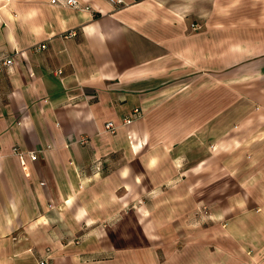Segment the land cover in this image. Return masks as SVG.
Returning <instances> with one entry per match:
<instances>
[{
    "label": "crops",
    "instance_id": "0c3cea01",
    "mask_svg": "<svg viewBox=\"0 0 264 264\" xmlns=\"http://www.w3.org/2000/svg\"><path fill=\"white\" fill-rule=\"evenodd\" d=\"M77 1L0 0V264H264V0Z\"/></svg>",
    "mask_w": 264,
    "mask_h": 264
},
{
    "label": "rangeland",
    "instance_id": "374dc122",
    "mask_svg": "<svg viewBox=\"0 0 264 264\" xmlns=\"http://www.w3.org/2000/svg\"><path fill=\"white\" fill-rule=\"evenodd\" d=\"M57 3H60L62 1L55 0ZM196 3L195 1L193 2ZM127 4V1H126ZM124 4V5H126ZM192 4V5H194ZM123 6V5H122ZM209 14V13H208ZM207 17V16H206ZM211 17V14L208 16ZM200 23L194 20L192 22L193 29H197L199 27ZM198 26V27H197ZM211 205L205 204V208H199L196 211L189 214L188 218L185 219H177V220H166L164 218H158L156 220L157 224V235H156V242L157 246H171L172 242H174V246H177L176 244L180 245L181 241L184 240H195L197 238V221H198V212L204 211L206 214L205 216V222L206 226L210 224V221L208 220V212L210 210ZM199 210V211H198ZM142 237L146 236L148 233V220L142 218ZM208 222V223H207ZM170 227H172V234L170 231ZM211 232L209 233L206 230V246H212L211 243ZM173 238V239H172ZM174 240V241H173ZM210 242V243H209ZM178 245V246H179Z\"/></svg>",
    "mask_w": 264,
    "mask_h": 264
},
{
    "label": "built area",
    "instance_id": "2783aa9c",
    "mask_svg": "<svg viewBox=\"0 0 264 264\" xmlns=\"http://www.w3.org/2000/svg\"><path fill=\"white\" fill-rule=\"evenodd\" d=\"M53 2H55V0H52ZM108 3H110L111 5L114 6H122L124 4H126V0H106ZM63 5H67V6H71L74 8H84V9H90L89 6H81L80 3L77 0H63L62 2ZM46 47V44H36L35 46H33L34 50H41L44 49ZM17 52V50H15ZM0 63L3 66H10L14 63V58L9 56V57H3L0 59ZM61 72V70H57V73L59 74ZM143 111L139 108V107H134L132 108V110L130 112H128L127 114H125L122 118V124H128L130 122H132L133 120L139 118L142 116ZM118 128V125L116 123H114L113 121H107L104 124V130L107 131L108 133H115L116 130ZM81 142H85L86 138H81L80 139ZM13 154L17 155L20 158V163L24 166L25 165V155H28L29 159L34 161L37 159V151H29V150H21L17 147H14L12 149ZM46 260V259H45ZM45 260H41L40 264H45L46 261Z\"/></svg>",
    "mask_w": 264,
    "mask_h": 264
}]
</instances>
